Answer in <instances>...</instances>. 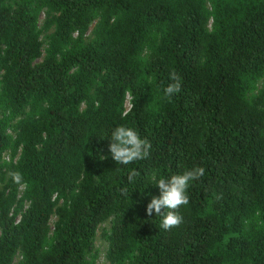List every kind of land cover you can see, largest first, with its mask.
Instances as JSON below:
<instances>
[{"label": "trees", "instance_id": "obj_1", "mask_svg": "<svg viewBox=\"0 0 264 264\" xmlns=\"http://www.w3.org/2000/svg\"><path fill=\"white\" fill-rule=\"evenodd\" d=\"M119 125L149 157L116 164ZM99 228L108 264H264V0H0V264H97Z\"/></svg>", "mask_w": 264, "mask_h": 264}, {"label": "clouds", "instance_id": "obj_2", "mask_svg": "<svg viewBox=\"0 0 264 264\" xmlns=\"http://www.w3.org/2000/svg\"><path fill=\"white\" fill-rule=\"evenodd\" d=\"M171 83L163 89L164 98L171 99L181 90V78L175 71L169 73ZM123 115H126L124 113ZM111 143L109 145L112 159L119 165H129L135 161L149 157L151 152V142L142 138L132 127L119 125L111 132ZM205 173L204 167H194L186 170L182 174H173L169 178H160L156 181L159 187V195L153 196L147 204L146 212L152 216L153 211L156 216L161 217L160 227L170 230L183 223V216L179 209L189 203L187 189L193 180H197ZM14 183L23 185V176L18 171L10 173ZM140 173L132 169L128 174L129 182H133Z\"/></svg>", "mask_w": 264, "mask_h": 264}, {"label": "rangeland", "instance_id": "obj_3", "mask_svg": "<svg viewBox=\"0 0 264 264\" xmlns=\"http://www.w3.org/2000/svg\"><path fill=\"white\" fill-rule=\"evenodd\" d=\"M127 106H128V104H127ZM52 220H54V217H52L51 223H52ZM100 230L101 229L99 228L98 231H97V237H96V240H95V246L99 250V257L97 259V264H108V261L105 259V251H106V248H107V244L101 238Z\"/></svg>", "mask_w": 264, "mask_h": 264}]
</instances>
